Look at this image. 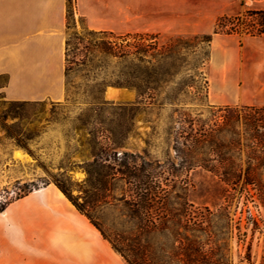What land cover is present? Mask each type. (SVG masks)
Here are the masks:
<instances>
[{
	"label": "rangeland",
	"instance_id": "1",
	"mask_svg": "<svg viewBox=\"0 0 264 264\" xmlns=\"http://www.w3.org/2000/svg\"><path fill=\"white\" fill-rule=\"evenodd\" d=\"M235 17L241 23L262 18L263 33L251 34L243 26L237 33L220 28V23ZM85 30L111 35L112 40L155 36L160 45L170 39L191 40L196 48L180 49L183 64L174 82L197 83L179 105L149 108L133 116L119 109L138 105L134 91L107 86L100 99H92V87L112 72V66L106 72H72L60 103L8 102L0 97V212L23 202L32 206L34 215L28 239L18 243L17 264H41L46 257L50 249L42 247L39 209L47 205L52 214L61 202L71 205L55 184L65 183L77 195L85 179L80 167L92 163L99 148L109 157L128 153L163 168L174 165L177 182L187 183L189 204L215 216L209 231L216 235L226 263L264 264V166L247 171L248 164L256 163L248 160L251 143L241 122L237 149L230 156L239 179L228 183L219 176L221 171L215 175L202 168L185 170L178 124L188 117L197 121L196 129L209 131L221 123L219 109L234 107L241 113L243 107L264 108V0H65L64 45L72 33ZM205 35L211 36L209 44L193 40ZM197 61L200 76L192 78ZM107 88H113L110 96H104ZM176 91L168 86L161 93ZM112 129L113 137L108 133ZM202 151L197 158L204 159V165L222 167L207 149ZM80 221L83 235L102 239L84 216ZM24 256L33 258L26 261Z\"/></svg>",
	"mask_w": 264,
	"mask_h": 264
},
{
	"label": "trees",
	"instance_id": "2",
	"mask_svg": "<svg viewBox=\"0 0 264 264\" xmlns=\"http://www.w3.org/2000/svg\"><path fill=\"white\" fill-rule=\"evenodd\" d=\"M240 26L252 30L251 34L263 33L262 18L249 22L244 19L241 23L235 17L220 23V28L234 33ZM112 38L87 30L72 33L65 42V85L74 71L106 72L112 66V72H106L92 87V99H100L107 86L134 91L138 105L119 109L133 116L149 108L179 105L185 99L182 96L188 94L187 89L197 83L194 79L174 82L183 64L180 49L196 48V43L191 46V40L170 39L160 45L155 36L149 40L142 36ZM193 40L209 44L211 36ZM198 65V61L193 65L192 78L200 76ZM168 86H175L177 91L162 96ZM218 111L221 123L209 131L196 129L197 121L188 117L178 122L179 139H183L180 145L186 156L181 164L187 171L202 168L215 175L221 171L219 176L224 182H236L239 175L230 164V156L237 149L239 122L251 143L248 160L256 163L248 164L247 171L264 166V108L243 107L239 113L234 107H224ZM108 133L115 136L113 129ZM257 147L261 148L259 153L255 152ZM204 149L218 158L222 167L204 165L205 160L197 158L204 154ZM93 155L92 163L80 167L85 179L77 195L65 183L55 185L124 264H227L216 235L209 231L210 220L215 216L207 209H194L189 204L187 183L180 181L178 186L174 165L163 168L128 153L121 156L113 153L109 157L102 148L94 150Z\"/></svg>",
	"mask_w": 264,
	"mask_h": 264
},
{
	"label": "crops",
	"instance_id": "3",
	"mask_svg": "<svg viewBox=\"0 0 264 264\" xmlns=\"http://www.w3.org/2000/svg\"><path fill=\"white\" fill-rule=\"evenodd\" d=\"M64 34L65 0H0V97L8 102H62ZM44 206L36 218L44 231L42 247L50 251L41 264H122L106 241L81 233V215L68 202L52 214ZM33 216L32 206L23 202L0 212V264H17L18 243L28 239Z\"/></svg>",
	"mask_w": 264,
	"mask_h": 264
},
{
	"label": "bare ground",
	"instance_id": "4",
	"mask_svg": "<svg viewBox=\"0 0 264 264\" xmlns=\"http://www.w3.org/2000/svg\"><path fill=\"white\" fill-rule=\"evenodd\" d=\"M111 93H112V92L108 91L106 95L110 96ZM16 155H17L18 158H21V157H22V155H21L19 152H18ZM86 250H87V249H86ZM87 252H88V251H87ZM87 252H84V255H85V253H87ZM81 253H82V252H81Z\"/></svg>",
	"mask_w": 264,
	"mask_h": 264
},
{
	"label": "water",
	"instance_id": "5",
	"mask_svg": "<svg viewBox=\"0 0 264 264\" xmlns=\"http://www.w3.org/2000/svg\"><path fill=\"white\" fill-rule=\"evenodd\" d=\"M112 89H113V88H107V89L105 90V92H104V96H106L107 92L110 91V90H112Z\"/></svg>",
	"mask_w": 264,
	"mask_h": 264
},
{
	"label": "built area",
	"instance_id": "6",
	"mask_svg": "<svg viewBox=\"0 0 264 264\" xmlns=\"http://www.w3.org/2000/svg\"><path fill=\"white\" fill-rule=\"evenodd\" d=\"M253 217V216H252ZM254 218V217H253ZM264 235V234H263Z\"/></svg>",
	"mask_w": 264,
	"mask_h": 264
}]
</instances>
